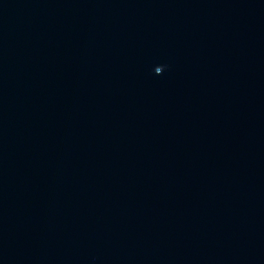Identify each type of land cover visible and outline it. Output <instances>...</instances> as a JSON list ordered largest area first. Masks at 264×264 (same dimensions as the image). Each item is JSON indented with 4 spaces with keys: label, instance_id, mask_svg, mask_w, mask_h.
<instances>
[{
    "label": "water",
    "instance_id": "95a60500",
    "mask_svg": "<svg viewBox=\"0 0 264 264\" xmlns=\"http://www.w3.org/2000/svg\"><path fill=\"white\" fill-rule=\"evenodd\" d=\"M0 264H264V0H0Z\"/></svg>",
    "mask_w": 264,
    "mask_h": 264
}]
</instances>
